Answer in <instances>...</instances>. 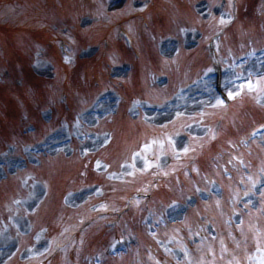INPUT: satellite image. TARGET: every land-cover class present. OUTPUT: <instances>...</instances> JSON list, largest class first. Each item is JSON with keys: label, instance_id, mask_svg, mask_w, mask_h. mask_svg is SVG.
I'll list each match as a JSON object with an SVG mask.
<instances>
[{"label": "rangeland", "instance_id": "obj_1", "mask_svg": "<svg viewBox=\"0 0 264 264\" xmlns=\"http://www.w3.org/2000/svg\"><path fill=\"white\" fill-rule=\"evenodd\" d=\"M122 1L100 0L97 7L86 8L85 0H57L58 7L50 9L44 0H0V30L46 26L44 30L52 38L69 41L77 35L75 47L83 46L111 30L119 14L144 9L141 0H131L121 11ZM223 1L213 10L205 7L204 0L196 6L194 0H157L155 6L165 17L166 28L173 29L167 28L163 34L149 32L144 41L138 38L137 24L145 15L124 25L137 38L139 52L153 41L162 50L159 61L154 60L155 66H146L147 61L141 57L139 71L131 75L132 80L137 75L131 85L137 83L142 90L129 97L128 113L142 123L138 129L143 134L127 130L116 134L107 128L102 119L114 113L117 102L112 100L110 105L109 99L104 103L106 116L82 117L62 128L58 139L51 142L64 136H72L74 141L44 153L30 151L29 145L34 142L19 126L25 124L23 114L26 109L29 116L39 114L36 108L40 103L58 104L56 99L66 85L75 99L73 105L79 107L77 98L82 96L86 82L81 66L87 63L93 67L91 58L97 51L77 46L73 55L68 49L64 59L58 52L52 57L35 45L28 31L20 35L15 31L16 39H23L17 46L34 68L21 83L17 82L19 74L9 84L0 81V139L16 134L12 147L0 155L6 159L0 168V264H52L51 251L65 242L68 249L54 264H83L88 262L85 254L92 253L99 241L110 244L116 238L127 241L130 254L126 260L115 257L111 264H264V190L256 187L264 179V134L246 141L249 133L264 123V49H260L264 45L260 13L264 0H229V5ZM87 9L90 14L85 13ZM201 24L207 31L199 32L196 27ZM120 27L115 23V39ZM208 40H213L216 49L213 61L206 53ZM38 41L46 40L40 35ZM35 46L39 56L32 60ZM153 50L150 46L148 52ZM111 51L113 60L120 56ZM242 52H246V60L236 61V55ZM0 54L2 63L9 66L8 53ZM184 54L195 57V74L199 75L188 90L181 91L180 85L191 74L187 73L191 58L188 64V58H182ZM176 55L182 56L172 59ZM152 57L157 55L153 53ZM129 58L133 59L134 53ZM79 59L66 82L69 61L77 63ZM216 62L222 63L226 74L223 95L218 96L212 87L215 79L203 86L205 73L218 68ZM112 71L125 77L129 69L121 65ZM162 74L171 76L172 83L159 85ZM171 93L173 99H166ZM149 99L163 100L162 105H149ZM224 107L229 113L221 126L223 113L219 110H226ZM54 113L58 117L61 111ZM43 117L49 120L51 112L44 111ZM172 122L174 127L168 132L166 127ZM96 126L97 131H93ZM82 134L86 137L80 138ZM211 137L225 142V148L221 144L219 149L212 146L204 151L195 161V177L189 178L185 168L192 163V155L188 154L195 144ZM81 172L95 173L100 183L77 192L82 188ZM183 180L188 190L182 192ZM243 182L246 189L241 186ZM136 192L137 197L133 196ZM131 195L134 199L126 201ZM188 196L197 197L196 205L187 201ZM108 211L117 213L108 217ZM149 217L162 226L152 230L154 220L145 221ZM210 229H216V234ZM90 261L93 263L92 258Z\"/></svg>", "mask_w": 264, "mask_h": 264}, {"label": "snow or ice", "instance_id": "obj_2", "mask_svg": "<svg viewBox=\"0 0 264 264\" xmlns=\"http://www.w3.org/2000/svg\"><path fill=\"white\" fill-rule=\"evenodd\" d=\"M229 96L231 97L232 96V93H229ZM218 103H223V101H218Z\"/></svg>", "mask_w": 264, "mask_h": 264}, {"label": "bare ground", "instance_id": "obj_3", "mask_svg": "<svg viewBox=\"0 0 264 264\" xmlns=\"http://www.w3.org/2000/svg\"><path fill=\"white\" fill-rule=\"evenodd\" d=\"M224 81H226V76H224Z\"/></svg>", "mask_w": 264, "mask_h": 264}]
</instances>
